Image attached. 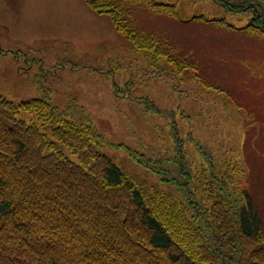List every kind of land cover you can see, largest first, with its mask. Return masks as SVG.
<instances>
[{"label": "trees", "instance_id": "16d2710c", "mask_svg": "<svg viewBox=\"0 0 264 264\" xmlns=\"http://www.w3.org/2000/svg\"><path fill=\"white\" fill-rule=\"evenodd\" d=\"M83 2L128 42L133 59L145 66L142 78L167 83L176 93L189 75L206 92L222 91L176 44L142 28L138 12L244 33L258 39L256 47L264 53V0ZM204 2L208 12L195 9ZM231 16L243 25L230 24ZM106 62L94 71L110 82L115 98L166 121L168 132L160 129L158 137L161 147L111 144L81 105L61 110L49 100L14 103L0 96V264H264L262 220L251 184L248 189L241 182L249 171L244 158L238 153L232 163L219 164L214 150L183 133L180 106L177 118L176 111L160 109L149 96L135 98L134 81L124 86L116 81L123 65L109 69ZM65 67L63 62L54 70ZM68 68L83 67L69 63ZM21 112L32 120L19 119ZM109 148L123 150L170 191L137 181L113 162ZM260 168L257 163L258 172L245 181L252 177L256 185Z\"/></svg>", "mask_w": 264, "mask_h": 264}, {"label": "rangeland", "instance_id": "374dc122", "mask_svg": "<svg viewBox=\"0 0 264 264\" xmlns=\"http://www.w3.org/2000/svg\"><path fill=\"white\" fill-rule=\"evenodd\" d=\"M198 8L210 10L207 2L197 4L195 9ZM188 11L184 9L182 19L188 18ZM135 17L142 28L176 44L186 53L188 63L196 60L201 70L198 73L206 75L222 94L197 87L191 75L180 93L172 91L167 83L142 78L145 66L139 58L133 59L128 42L117 35L106 16L91 12L83 0H0V96L14 103L49 100L61 110L81 105L111 144L136 148L141 142L148 148H160L163 141L158 137L160 129L168 132L166 121L142 115L132 102L115 98L110 82L95 75L94 68L99 69L101 62L107 61L109 69H114L111 64L123 65L115 76L118 84L131 85L134 81L135 98L149 96L160 109L176 111L177 118L181 117L177 111L180 106L183 133H190L214 150L219 164L232 163L239 153L249 169L248 175L251 171L256 174L257 163L261 165L256 185L252 177L245 181L247 174L241 182L248 189L252 186L251 198L264 229V53L256 47L258 39L141 12ZM228 21L236 27L244 23L239 16H231ZM63 62L64 69L54 70ZM69 63L83 68L70 70ZM236 104L242 106L238 108ZM18 117L27 123L33 118L24 112ZM107 154L137 181L170 191L136 166L123 150L109 148ZM66 155L73 160L67 152Z\"/></svg>", "mask_w": 264, "mask_h": 264}]
</instances>
